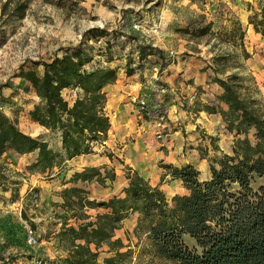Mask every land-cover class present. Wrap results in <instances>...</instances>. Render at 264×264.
<instances>
[{
	"label": "rangeland",
	"instance_id": "1",
	"mask_svg": "<svg viewBox=\"0 0 264 264\" xmlns=\"http://www.w3.org/2000/svg\"><path fill=\"white\" fill-rule=\"evenodd\" d=\"M249 6L259 10L264 6V0H0V112L15 121L25 134L41 137L49 146L59 148L57 134L31 121L29 112L39 100L17 78L20 71L33 69V61L49 60L56 55L61 56L65 50L81 46L89 54L94 67H110L117 71L118 76H128V68L132 71L129 75L134 72L138 74L140 69L143 73L147 69L151 75V67L155 64L160 66L161 63L164 67L190 59L196 66L193 69L195 76L205 71L209 77H213L208 66L212 64L215 54L222 52L235 58L232 45L221 43L220 38L216 37L224 29L232 28L229 20L233 19L241 23L243 45L250 56L246 61L241 57L239 59L244 64L246 74L253 78L255 89L252 96L261 102L264 111V42L248 25L251 15ZM135 22L140 23L138 30L132 28ZM207 27L210 28L208 34H198L200 29ZM96 30L103 31L105 35L94 36ZM104 45L107 53L102 52ZM139 50L145 52L143 59L138 55ZM149 50H155L153 55L148 56ZM170 52L174 55L170 56ZM144 61L146 65H143ZM234 71L233 68L229 69L226 74ZM196 82L194 79L185 82L186 88L178 92L174 89L181 88L179 83L182 82H176L177 86L174 87L160 82L171 91L159 97H165V103L172 99V103L178 106V113L189 112L205 101L212 107L217 106L215 88L196 87L193 84L195 89L192 91V83ZM212 93L213 96L210 95ZM171 95L174 96L171 98ZM192 95H195V100L190 102L188 99ZM167 111L165 108L158 112L165 116L166 125ZM174 111L172 108L171 112ZM223 126L219 128L217 125L209 133L203 129L197 131L194 138L181 133L171 137L174 130L168 131L167 128L164 130L167 136L163 139L158 140L153 134L157 145H161L157 149L161 154L148 165V174H145L151 185H160L168 199L187 193L181 183L164 176V166L177 167L175 164L180 167L192 164L199 172L200 179L208 178L210 161L224 154L230 155L237 139L234 133L226 131L225 124ZM126 144V137L111 146L106 141L96 146L94 153L88 156L99 154L108 158L125 178V169L129 167L123 152ZM153 152L150 154L155 156ZM34 154L19 156L8 151L0 155V264H61L70 245L60 240L57 233L63 223L68 226V220L75 226L79 223L58 206L62 203L61 192L70 187L83 188L87 192L86 197L96 201L90 190L85 188L90 183L68 182L76 172L73 170L79 167L73 159L66 162L62 170L54 168L51 173L41 174L37 169L30 168L36 158ZM115 167L101 173L104 175L105 171H114ZM93 183L104 188L108 181L104 185L96 181ZM261 184H264V178L255 179L254 187ZM56 198L61 202L50 203ZM103 211L94 208L87 210L86 214L90 216V221H94L95 216ZM59 212L68 214V217L62 220ZM27 228L40 234L39 244L35 247L25 243ZM128 233L130 242L125 234L121 239L132 250L129 264H165L148 253L145 242H138L133 231ZM106 250H101L99 261L107 257Z\"/></svg>",
	"mask_w": 264,
	"mask_h": 264
},
{
	"label": "trees",
	"instance_id": "2",
	"mask_svg": "<svg viewBox=\"0 0 264 264\" xmlns=\"http://www.w3.org/2000/svg\"><path fill=\"white\" fill-rule=\"evenodd\" d=\"M249 10L248 25L264 42V6L259 10L249 6ZM229 22L232 28L216 37L232 45L235 58L217 53L208 68L213 73L209 82L221 89L215 97L217 112L226 131L237 137L231 154L212 159L206 179H200L199 172L189 164L164 166V176L180 181L187 191L170 199L160 185H151L129 167L125 169L123 196L106 202L90 201L83 188H65L58 206L79 223H63L57 233L70 245L61 264H129L130 245L116 238L115 231L133 214L137 215L133 235L138 242H145L149 254L165 264H264V184L254 187L255 179L264 178V111L252 96L253 78L239 59L250 58L243 45L241 23L238 19ZM209 31V27L202 28L198 34ZM94 32V36L105 35L103 31ZM154 52L149 50L148 56ZM138 55L141 59L146 56L140 50ZM90 59L81 46H75L61 56L33 61V69L20 71L17 78L39 100L29 112L31 121L57 134L60 147L53 148L41 137L25 134L0 112V155L8 151L19 156L36 153L30 168L44 174L54 168L62 170L72 159L93 154L96 146L108 140L110 122L104 113V88L115 83L118 74L107 66L85 70ZM232 68L236 71L226 74ZM126 73H132L131 69ZM115 180L113 170L103 175L98 168L86 167L68 182L96 181L104 185ZM94 208L108 212L90 221L86 211ZM125 237L130 242L128 232ZM103 248L107 257L99 261Z\"/></svg>",
	"mask_w": 264,
	"mask_h": 264
},
{
	"label": "crops",
	"instance_id": "3",
	"mask_svg": "<svg viewBox=\"0 0 264 264\" xmlns=\"http://www.w3.org/2000/svg\"><path fill=\"white\" fill-rule=\"evenodd\" d=\"M191 61L192 60L190 59H184L177 63H170L164 67H162L161 64L160 82L166 83L167 85L173 87L177 86L176 82H182L179 83L181 88L176 87L174 89L176 92H178L183 91L186 88L184 86L185 82L193 81L194 79L198 82L192 83V87L190 88L192 91L195 89L194 86L196 85L202 86V88L210 87L215 88V95L219 96L221 94V89L216 84L209 83V74L207 72L204 71L198 73L195 76L196 72H193V69H196V66H194ZM143 65L145 64L143 63ZM142 71L140 69V72H137L138 74L134 72L132 75L128 76L125 74H119L116 82L107 85L104 88V91L107 93L106 113L108 115L115 113L116 115V120L111 122L110 129L108 131V145L111 146L112 144L121 142L126 137L127 144L124 146L123 151L125 154L126 163H128L129 167L133 171H136L140 176L148 180L147 176H145V174H148V165L151 162H154V158L160 157L161 152L157 149L161 145H157V142L153 136L154 129L152 122H147L144 120V118L138 115L134 103V99L138 94L137 86L139 82L144 84V93L150 97L151 92L148 88L150 74L147 73V69H145L144 73ZM187 90H189V87H187ZM210 95L213 96V93ZM173 96L174 95H171V98ZM176 97H178V94ZM150 98L154 103L153 109L158 111H162L165 108L168 109L167 129L168 131L174 130L171 137L181 133L185 135L188 134V136L194 138L196 132L202 129L205 131V133H209V131H213L217 125H219V128L224 127V122L217 112L218 106L212 107L206 101L201 102L200 106H197L196 108L193 107L189 112L178 113V106L172 103V99L170 100L171 102L165 103L163 102L165 97L161 98L159 96H154L153 94ZM219 106L224 110L227 109L226 105L223 103H219ZM172 108L175 109L174 113L171 112ZM178 117H180V119ZM152 150L155 152V156L150 154ZM72 161L79 166L78 168H75L73 172H80L86 167H100V171H104L105 169L109 170L115 167L113 161L111 162L108 158L100 156L99 154L97 156L77 157ZM167 163L172 164L169 161ZM175 166L180 167L176 164ZM114 173L116 175V180L112 183L108 181L107 186L104 188L98 185L95 186L96 183H93L94 181L85 186V188L90 190L93 199L96 201H107L115 196H123L122 191L126 187L127 181L124 178L122 172L116 167L114 168ZM174 182L180 183V181ZM50 201V203L61 202L59 198H56L55 200L52 199ZM107 212L108 211L106 210L103 211V213ZM59 214L61 215L62 220L68 217V214L64 212H59ZM136 220V214L130 215L129 218L123 222L122 228L115 231V237L122 238L125 232L133 231L136 225ZM69 225L75 226V223H73L71 220H68V226Z\"/></svg>",
	"mask_w": 264,
	"mask_h": 264
},
{
	"label": "built area",
	"instance_id": "4",
	"mask_svg": "<svg viewBox=\"0 0 264 264\" xmlns=\"http://www.w3.org/2000/svg\"><path fill=\"white\" fill-rule=\"evenodd\" d=\"M140 23L139 22H135L132 24V28L134 30H138L140 28ZM103 40H100V42ZM102 52L105 53L106 52V45H104V47H102ZM174 53L170 52V56H173ZM173 58V57H171ZM144 64L146 65V62H144ZM96 68V66L94 67L92 63H88L84 66V69L89 71V70H94ZM160 69H161V63L160 66L155 64L151 67V75H150V80L148 83V88L150 90V97L153 94H157L158 96H166L167 93H169V91H171L170 89L166 88L164 85H162L160 83ZM138 94L136 96V98L134 99V103L136 106V110L138 112V115L142 118L151 120L150 122H152V126L154 129V136L156 137V139H163L165 136H167V134H164V130L167 128L166 125V120H165V116L162 114H159L155 109H153V104H152V99L144 93V85H142L141 83H138ZM190 102L195 100V95H192L189 97L188 99ZM104 113L105 116L109 119L110 125L111 122L116 120V115L114 114H110L108 115L106 113V107L104 109ZM39 240H40V234H38L36 231L27 228L26 232H25V243L26 245L30 246V247H35L39 244ZM46 264V263H44Z\"/></svg>",
	"mask_w": 264,
	"mask_h": 264
}]
</instances>
